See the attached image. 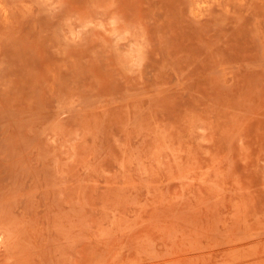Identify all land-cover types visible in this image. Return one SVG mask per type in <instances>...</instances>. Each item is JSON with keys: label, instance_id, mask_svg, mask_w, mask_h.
Instances as JSON below:
<instances>
[{"label": "rangeland", "instance_id": "obj_1", "mask_svg": "<svg viewBox=\"0 0 264 264\" xmlns=\"http://www.w3.org/2000/svg\"><path fill=\"white\" fill-rule=\"evenodd\" d=\"M0 264H264V0H0Z\"/></svg>", "mask_w": 264, "mask_h": 264}]
</instances>
